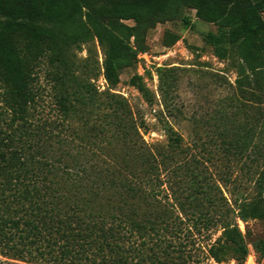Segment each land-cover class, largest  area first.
I'll return each instance as SVG.
<instances>
[{
  "label": "trees",
  "instance_id": "1",
  "mask_svg": "<svg viewBox=\"0 0 264 264\" xmlns=\"http://www.w3.org/2000/svg\"><path fill=\"white\" fill-rule=\"evenodd\" d=\"M184 7L220 24L204 39L235 62V92L205 120L206 139L198 128L189 144L166 120L167 142L150 144L144 116L111 89L137 57L131 39ZM64 10L67 38L42 25ZM263 10L264 0H0V254L24 261L0 264L245 260L236 218L264 219ZM85 35L104 47L107 91L77 73L73 50ZM46 60L60 119L50 124L34 119ZM171 71L160 73L167 95ZM131 82L151 101L141 79ZM206 161L228 167L221 177L235 205ZM237 167L254 183L232 178ZM218 232L201 254L198 235ZM255 244L264 253V239Z\"/></svg>",
  "mask_w": 264,
  "mask_h": 264
},
{
  "label": "rangeland",
  "instance_id": "2",
  "mask_svg": "<svg viewBox=\"0 0 264 264\" xmlns=\"http://www.w3.org/2000/svg\"><path fill=\"white\" fill-rule=\"evenodd\" d=\"M181 11L177 18L157 21L139 44L133 38L131 39L135 48H138L137 57L130 66L124 67L120 74V82L111 89L127 100L136 116H144L148 130L143 135L150 144L167 142L166 120L171 122L174 129L189 144L195 140L198 128L203 139H206L208 135L203 125L205 120L221 109L224 106V100L235 92L234 85L238 76L235 62L230 58H220L204 39L207 32H217L220 24L197 16L196 7H184ZM184 16L188 18L187 21L183 19ZM262 16L264 18V10ZM68 22L69 11L64 10L58 15L47 17L42 25L45 30L61 38H67ZM124 22L130 25L135 24L134 19L124 20ZM85 36L80 42L81 48L73 50L74 59L79 66L77 73L92 81L99 92L107 91L109 83L104 76V47L96 37ZM175 37L177 39L173 41ZM140 45L146 46V49H140ZM164 69H172L170 79L175 78V87L169 91L168 95L162 88L160 79V73ZM49 70L47 60L38 69L37 81L40 86L41 105L38 106L34 117L36 122H47V124L60 120L54 105ZM134 76L141 79L150 91L151 101L131 82ZM167 107H169L168 110ZM192 149L193 152L200 153V149L195 146ZM206 163L209 164L225 195L235 205V196L225 187V180L221 177L223 170H228V167L213 165L208 161ZM236 176L239 177V181H247L244 185L254 183L247 180L248 175L242 171V168L237 167L234 170L232 178ZM228 186L232 188L231 184ZM236 221L248 242L249 251L245 260L238 261L233 258L217 262L215 259L203 257L200 264H264V253H261L255 244V241L264 239V219L251 217L243 220L237 217ZM219 234L220 232L214 234L212 239H208L205 234L198 235V251L204 254L208 244ZM0 258L10 262L24 263L20 259L5 257L3 254H0Z\"/></svg>",
  "mask_w": 264,
  "mask_h": 264
}]
</instances>
